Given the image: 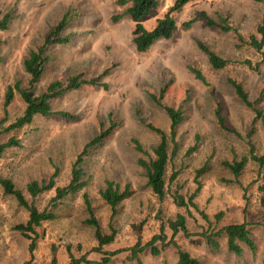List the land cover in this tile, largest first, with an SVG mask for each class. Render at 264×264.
Here are the masks:
<instances>
[{"label": "rangeland", "instance_id": "rangeland-1", "mask_svg": "<svg viewBox=\"0 0 264 264\" xmlns=\"http://www.w3.org/2000/svg\"><path fill=\"white\" fill-rule=\"evenodd\" d=\"M176 0H159L160 7L142 21L146 29L155 27ZM119 0H0V12L10 13L13 20L7 31H0V139L20 142L7 149L0 158V179H11L29 202L40 209L49 206L55 192L36 199L27 194L31 181L49 180L58 168L57 185L66 186L71 179L72 165L84 147L101 131L113 128L110 136L89 150L82 165L87 186L65 199L57 209V218L38 228L37 250L33 264H70L67 249L77 259L86 256L100 261L93 253L97 242L94 229L85 225L88 218L83 195L88 194L96 218L105 233H109L111 211L100 192L106 181H113L130 196L120 203L115 219L118 235L105 251L126 250L115 256L112 264H177L178 248L190 253L201 264H264V207L260 186L264 168L249 162L240 181L230 183L232 174L223 166L225 161L248 155L250 143L259 154L264 153V130L254 123V114L237 99L227 84L231 77L241 82L257 106L264 110V48L257 52L248 43L257 34L264 16V0H193L181 12L175 13L178 31L170 40H161L147 52L139 53L133 44L135 24L129 19L115 23L112 18L124 12ZM206 12L212 19L226 18L232 31L223 33L209 28L199 20L191 28L182 24ZM72 20L62 32L72 42L47 48L50 61L43 76L32 91L43 93L55 80L66 83L71 77L98 78L104 72L102 87L83 86L68 91L51 101L54 112H66L74 119L59 116H36L33 123L21 130L4 132L22 116L25 103L19 91L30 89V77L24 70V60L38 47L57 23L67 15ZM240 35L243 40L238 39ZM203 42L232 63L224 70L211 68L206 55L198 48ZM245 60L259 64L260 72L244 65ZM192 68L199 70L207 84L196 78ZM19 85L13 103L6 109L4 102L9 86ZM166 87L163 104L183 108L184 121L177 127L179 151L168 168L167 195L163 201L147 184L146 170L141 161L153 157L159 136L147 126L153 125L170 134L171 121L157 106ZM223 103L227 126L242 135V139L220 129L215 116L216 102ZM137 141L149 154L136 149ZM191 148H195L190 152ZM172 144L170 143V150ZM208 165V166H207ZM207 166L197 177V171ZM174 172L177 179L171 183ZM246 188V190H245ZM198 191L195 203L210 219L206 222L193 208H180L174 203L176 193L186 199ZM223 214L220 218L219 215ZM187 219L190 233L180 232L174 244L162 249L159 256L150 250L132 258L130 248L138 241L148 243L161 233L162 222ZM28 213L16 200L6 196L0 187V264H24L29 261V241L13 230L24 223ZM247 222L255 249L243 246L241 257L228 250L226 237H218V248H212L203 237L205 232ZM170 240L172 231L165 225ZM159 249L161 242L157 243Z\"/></svg>", "mask_w": 264, "mask_h": 264}, {"label": "trees", "instance_id": "trees-1", "mask_svg": "<svg viewBox=\"0 0 264 264\" xmlns=\"http://www.w3.org/2000/svg\"><path fill=\"white\" fill-rule=\"evenodd\" d=\"M192 1L193 0H176L172 7L166 12V14L162 18L157 19L155 27L151 30L146 29L142 21L150 17L155 11L159 9V0H119V5L125 7L124 12L114 16L112 20L115 23L121 21L122 19H129L132 21L135 24L132 32L133 44L139 53H145L157 42L161 40H170L174 37L175 33L178 31V23L174 18V14L181 12L184 7ZM12 20L13 18L10 13L0 12V31H7ZM71 20L72 19L69 18L68 14L65 15L51 30L50 34L45 38L42 44L31 50L24 60V70L30 77V89L19 91L18 84H16L15 87L9 86L5 95L4 109L7 118L8 112L6 109L13 103L15 99V91H19L21 98L25 103V110L22 116L17 118L13 124L4 130V132L8 133L14 130H21L24 127L32 124L36 116H59L67 119H74V117L69 113L54 112L51 107V101L68 91L79 90L83 86L102 87L107 89V84L102 82L103 77H105L107 74V72H104L98 78L93 79H84L80 76H74L71 77L66 83L55 80L41 94H36L31 90L40 81L46 69V65L50 61L49 56L46 54L47 48L53 45H65L72 42L71 36H62V32L66 29ZM199 20L204 21L207 27L220 30L223 33H228L233 30L228 24V20L226 18L220 17L218 20H214L206 12L199 13L191 20L184 22L182 26L185 29L191 28ZM257 34L260 36V39L253 35L250 37L248 44L257 52H261L264 48V16L257 27ZM238 39L240 41L243 40L240 35H238ZM197 46L206 55L211 68L215 71L224 70L232 63L231 61L218 55L203 42L198 41ZM243 64L247 65L250 69L256 72H260L259 64L254 66L250 60H245ZM192 72L195 74L197 79L202 81L204 84H207L205 77L199 70L192 68ZM227 84L234 91L241 104L254 114V123L260 124L264 130V110L257 106V103L262 100V97L256 102L252 101L244 85L234 78H227ZM165 91L166 87L163 88L160 96H154L153 100L155 104L161 107L169 117L171 121L170 134L168 135L165 131L156 128L153 125H148L147 127L159 136V143L152 150L153 157L149 159L148 162L144 160L140 162L146 170L148 186L152 189L153 193L160 201H163L167 195L166 176L168 168L179 151L176 130L185 119V111L183 108H175L162 103ZM215 116L220 129L226 131L227 133H231L240 139L243 138L240 133L230 129L227 126V118L224 112L223 103L220 100L216 102ZM112 129L113 128L111 127L106 131H101L99 136L94 138L84 147L83 151L79 154L75 163L72 165L71 179L66 186L60 187L57 185V178L60 174L58 168H55V172L49 180H35L27 184V194L32 198V200L44 193L51 191L55 192V196L51 199L49 206L44 210H40L34 202H29L25 193L19 189L11 179H0V187L3 190L4 195L13 197L16 200L18 206L28 213V219L26 222L17 224L13 227L14 231L29 241L28 252L30 259L24 264H33L34 262L39 238L37 232L38 228H40L44 223L52 222L57 218L56 211L65 199L72 195L78 194L86 188L87 181L84 180L85 171L82 167L85 161L84 159L88 155L90 149L101 145L105 139L110 136ZM135 143L138 152L143 155H149L137 141H135ZM170 143L172 144L171 150ZM248 145L249 152L247 156H244L240 159L234 158L232 161H225L223 163V166L233 176V181H230V183H234L242 187L243 185L240 179L249 162L258 164L260 169L264 168V153L259 154L250 143H248ZM19 146L20 142L16 138H10L6 143H2L0 139V158H2L3 153L7 149ZM194 149L195 148H191L190 152H192ZM207 166L197 171L196 178H198L205 171ZM177 177L178 173L174 172L170 178L171 183L174 182ZM259 189L262 194L261 204L264 207V178L262 179V184ZM197 193L198 191H196V193L191 195L188 199H186L181 194L176 193L173 197L174 203L180 208H193L206 222L210 223L209 216L203 210H201L194 201ZM100 195L109 206L111 211L108 227L109 233H105L103 231L99 220L95 216V212L88 194L85 193L83 198L86 211L88 213V218L84 221V223L85 225L94 229V237L97 242V245L94 247L92 252L102 255V259L100 261H91L86 259V256L77 259L73 256L71 248H68L67 251L71 259L70 264H112L115 256L126 251L116 250L109 252L105 251L104 249L105 247L115 243L118 235V230L115 227L116 215L118 214L120 203L130 196V190L128 187H126L124 190H121L120 186L115 182L106 181V187L101 190ZM222 215L223 214L219 215L218 218H220ZM166 224L172 231V238L170 240H168L165 234ZM160 229L161 233L159 235H155L148 243L142 245L141 241H138L134 247L128 250L131 251L132 258H138L140 254H143L148 250H150L154 256H159L162 249L174 244V238L180 232H182L186 237L190 236L187 227V219L183 215H178L176 220L162 222ZM222 236L226 237L227 239L228 250L237 257H241L243 255V246H246L251 250L255 249V243L251 238L249 226L246 221L243 223L228 225L216 233L210 234L205 232L203 234V237L207 241L208 245L212 248L219 247V243L216 241V238ZM158 242H161L162 244L161 249H159L157 246ZM177 264L201 263L190 253L178 248Z\"/></svg>", "mask_w": 264, "mask_h": 264}]
</instances>
